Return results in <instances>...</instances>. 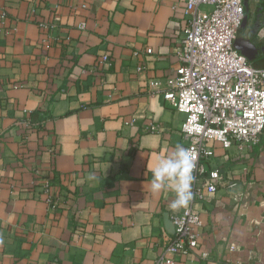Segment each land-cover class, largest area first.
Here are the masks:
<instances>
[{
  "label": "crops",
  "instance_id": "obj_1",
  "mask_svg": "<svg viewBox=\"0 0 264 264\" xmlns=\"http://www.w3.org/2000/svg\"><path fill=\"white\" fill-rule=\"evenodd\" d=\"M0 15V264H152L183 210L151 190L158 157L186 146L164 97L183 0H0ZM245 34L264 68V0ZM214 150L227 182L195 204L200 245L175 264H264V134Z\"/></svg>",
  "mask_w": 264,
  "mask_h": 264
},
{
  "label": "built area",
  "instance_id": "obj_2",
  "mask_svg": "<svg viewBox=\"0 0 264 264\" xmlns=\"http://www.w3.org/2000/svg\"><path fill=\"white\" fill-rule=\"evenodd\" d=\"M183 2L186 27L176 42L181 67L164 97L185 114V149L196 161L193 198L187 208L173 214L175 233L152 264H175L178 255H189L199 247L204 221L195 204L227 182L220 169L209 168L214 143L243 152L264 134V68L255 67L234 45L245 15L243 0ZM80 7L86 9L87 4ZM40 25L49 27L45 22ZM78 27L84 29L86 21ZM107 60L104 55L100 63ZM201 256L206 260L208 253Z\"/></svg>",
  "mask_w": 264,
  "mask_h": 264
},
{
  "label": "clouds",
  "instance_id": "obj_3",
  "mask_svg": "<svg viewBox=\"0 0 264 264\" xmlns=\"http://www.w3.org/2000/svg\"><path fill=\"white\" fill-rule=\"evenodd\" d=\"M196 161L192 153L181 145L158 157L151 169V190L154 193L171 192L174 197L170 208L177 211L187 208L193 198L191 191Z\"/></svg>",
  "mask_w": 264,
  "mask_h": 264
},
{
  "label": "water",
  "instance_id": "obj_4",
  "mask_svg": "<svg viewBox=\"0 0 264 264\" xmlns=\"http://www.w3.org/2000/svg\"><path fill=\"white\" fill-rule=\"evenodd\" d=\"M250 2H251V0H243V5H244V9H245V15H244V19H243L242 25H241V27H240V29L238 31L237 37L235 39L234 45L236 46V48L239 51L244 53L249 58H256L257 56H255V55L256 54L259 55V53H257L255 51L257 49V46L253 42V37L251 35L252 33L249 36H246V34H245L246 21H247V18H248V14L250 13ZM253 33H254V31H253ZM253 65L255 67H259L255 63H253ZM165 220H166L168 229L171 232L175 233V226H174L173 221L170 219L169 215L165 216Z\"/></svg>",
  "mask_w": 264,
  "mask_h": 264
},
{
  "label": "trees",
  "instance_id": "obj_5",
  "mask_svg": "<svg viewBox=\"0 0 264 264\" xmlns=\"http://www.w3.org/2000/svg\"><path fill=\"white\" fill-rule=\"evenodd\" d=\"M236 47V46H235ZM244 54V53H243ZM248 57V56H247ZM249 58V57H248Z\"/></svg>",
  "mask_w": 264,
  "mask_h": 264
}]
</instances>
